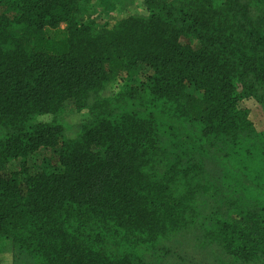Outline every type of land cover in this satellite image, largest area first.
<instances>
[{
  "label": "trees",
  "instance_id": "obj_1",
  "mask_svg": "<svg viewBox=\"0 0 264 264\" xmlns=\"http://www.w3.org/2000/svg\"><path fill=\"white\" fill-rule=\"evenodd\" d=\"M112 1L0 0V257L164 264L171 239L196 235L264 261L249 119L264 116V0H115L141 9L93 18ZM68 110L88 117L70 125Z\"/></svg>",
  "mask_w": 264,
  "mask_h": 264
},
{
  "label": "rangeland",
  "instance_id": "obj_2",
  "mask_svg": "<svg viewBox=\"0 0 264 264\" xmlns=\"http://www.w3.org/2000/svg\"><path fill=\"white\" fill-rule=\"evenodd\" d=\"M115 4L114 11L109 15V17H104L102 18L101 15H99V8L97 3H93L91 6V14L92 11H95L96 13L93 15V18L100 20L103 19V21H107L109 24H113L115 21L123 18L124 16L128 14H134L137 10L141 9V6L139 3L132 4L128 7L123 8L122 4L118 3L117 1L113 0L112 1ZM135 2H140L139 0H135ZM118 89V88H117ZM115 87V83H110L107 85L106 90L109 92H116L117 91ZM251 104L248 103V106ZM88 117V112L83 111L81 113H76L74 111H67L65 114V121L70 124V125H75L77 123H80V121L86 120ZM249 119L252 122L259 141H264V116L262 109L259 105H254L250 109V114H249ZM212 152L215 154L214 160L216 163L220 164L225 161V159H222L223 155V150H220V147H213ZM48 156V154H46ZM42 158L43 156H40L38 158H35L32 161V165L35 167H40L42 165ZM229 164L226 165V167L229 169V165L233 166L235 169V172L238 171L239 167H243L246 170L247 177L250 178L252 176L251 171H247V165L248 163L244 160L243 165L240 163H237V160L227 161ZM223 170V169H222ZM230 170V169H229ZM224 171V170H223ZM231 172V171H230ZM225 174H229V177H233L232 172H225ZM242 176L239 177L241 179ZM232 181V180H231ZM230 181V182H231ZM240 188H246L247 196H250L253 194L252 189H248L244 185L240 184H233L231 187L228 189L229 192L234 193L235 190L240 189ZM187 240L184 242L183 237H177L167 244L168 249L171 250V253L169 254V258L167 261H165L164 264H264V261H254V262H241L233 259L231 256L225 254L222 252L218 247L215 245H209V244H204L201 241L197 239V236L195 235L194 237L190 236V238H187ZM167 249V250H168ZM12 255L10 252L4 253L0 257V264H12Z\"/></svg>",
  "mask_w": 264,
  "mask_h": 264
}]
</instances>
